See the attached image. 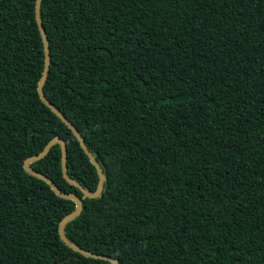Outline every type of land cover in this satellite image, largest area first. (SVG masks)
Listing matches in <instances>:
<instances>
[{"label": "trees", "instance_id": "trees-1", "mask_svg": "<svg viewBox=\"0 0 264 264\" xmlns=\"http://www.w3.org/2000/svg\"><path fill=\"white\" fill-rule=\"evenodd\" d=\"M35 0H0V264H111L58 235L74 201L22 168L52 137L97 173L40 100ZM45 98L103 174L68 183L59 143L29 166L80 198L73 244L117 264H264V0H41Z\"/></svg>", "mask_w": 264, "mask_h": 264}, {"label": "water", "instance_id": "water-1", "mask_svg": "<svg viewBox=\"0 0 264 264\" xmlns=\"http://www.w3.org/2000/svg\"><path fill=\"white\" fill-rule=\"evenodd\" d=\"M40 1L41 0H35L34 2V18L37 24V28L41 37V41H42V47H43V65H42V69L40 72V76L39 79L37 81L36 84V91L37 94L40 98V100L72 131V133L74 134V136L76 137L80 147L82 148L83 152L86 154V156L88 157L89 161L91 162V164L94 166L96 173H97V183H96V187L93 191H88L86 189H84L78 182L72 180L66 173V165H65V158H66V147H65V143L63 141L62 138L60 137H52L50 140H48L46 142V144L44 145V147L36 154H32L28 157H26L23 162H22V168L29 174L36 176L40 179H42L49 187L50 189L58 196L62 197V198H67V199H71L74 201V208L72 211L68 212L67 214H65L59 221L58 223V235L59 238L61 239V241L66 244L70 249H72L73 251L78 252L79 254L83 255V256H87V257H91V258H97V259H104L109 261L111 264H117V261L111 257H108L106 255L103 254H97L94 252H91L89 250H85L75 244H73L72 242H70L63 234V225L64 223L77 216L81 210V202H80V198L72 193H63L61 192L56 186L55 184L45 175H43L42 173L33 170L30 166L29 163L37 160L39 158H41L42 156H44V154H46V152L48 151L49 147L55 143L58 142L59 143V147H60V170H61V174L62 177L70 184L75 185L76 187H78V189L80 190V192L82 193L81 198L84 197H88V198H94L97 197L103 187V174L102 171L99 167V165L97 164L96 160L94 159V157L92 156V154L87 150L81 136L79 135L78 131L75 129V127L61 114V112L59 110H57L43 95L42 92V85L43 82L46 78V74H47V69H48V63H49V56H48V45H47V39L45 36V32L43 30V27L41 26V21H40V16H39V7H40ZM64 259L52 262L50 264H58L60 262H62Z\"/></svg>", "mask_w": 264, "mask_h": 264}]
</instances>
